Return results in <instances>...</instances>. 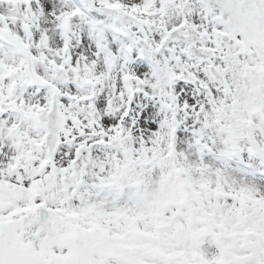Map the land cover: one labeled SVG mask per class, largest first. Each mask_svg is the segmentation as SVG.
Returning a JSON list of instances; mask_svg holds the SVG:
<instances>
[{
	"label": "snow or ice",
	"instance_id": "1",
	"mask_svg": "<svg viewBox=\"0 0 264 264\" xmlns=\"http://www.w3.org/2000/svg\"><path fill=\"white\" fill-rule=\"evenodd\" d=\"M0 264H264V0H0Z\"/></svg>",
	"mask_w": 264,
	"mask_h": 264
}]
</instances>
